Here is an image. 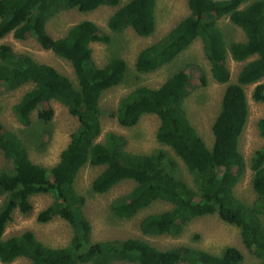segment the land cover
I'll return each instance as SVG.
<instances>
[{
  "label": "trees",
  "instance_id": "trees-1",
  "mask_svg": "<svg viewBox=\"0 0 264 264\" xmlns=\"http://www.w3.org/2000/svg\"><path fill=\"white\" fill-rule=\"evenodd\" d=\"M156 1L127 0L120 4V0H0V38L8 33L16 39L34 37L42 48L68 60L76 79L73 82L52 65L0 43V88L32 84L11 106L15 118L28 125L35 110L41 121L48 122L53 109L45 102L53 99L77 119L58 161L50 168L33 162L20 136L3 131L0 123V149L9 164V169L0 170L1 262L22 256L28 264H244L243 253L234 245L215 254L189 245L161 249L140 237L92 241L91 225L82 209L85 198L74 186L79 169L89 163L104 166L91 182L94 192H104L121 179L135 182L126 194L111 202L114 216L130 218L157 200L171 204L168 209L141 218L139 228L143 233L177 235L193 218L216 213L240 229L245 247L259 259L257 264H264V143L253 151L248 163L253 172L255 200L245 203L234 192L247 166L239 150V138L248 118L244 87L253 85L252 99L264 102V0H186L188 14L135 57L138 72L154 71L200 38L211 77L226 83L211 125L210 147L192 125L183 104L193 77L189 71L179 68L158 87L137 85L119 99L115 109L106 108L100 105L101 94L122 81L126 64L122 58L113 57L102 66L96 65L90 44L107 43L110 37L89 19L73 24L60 37H52L47 31L48 20L62 10L76 8L84 12L108 5L118 6L107 21L112 31L129 26L136 34L148 36L156 27ZM223 16L242 30L244 40L226 43L217 24ZM227 54L244 62L233 82H229L225 65ZM199 82L205 85V77L201 76ZM146 113L158 117L156 140L185 163L193 187L176 175L177 162L167 150L127 151L124 135L113 131L98 139L103 114L114 116L121 126L131 127ZM256 127L264 137V114ZM38 193H51L53 199L37 213V221L46 222L56 215L66 220L72 228L66 245H46L28 229L3 238L13 212H29L30 197Z\"/></svg>",
  "mask_w": 264,
  "mask_h": 264
},
{
  "label": "rangeland",
  "instance_id": "rangeland-1",
  "mask_svg": "<svg viewBox=\"0 0 264 264\" xmlns=\"http://www.w3.org/2000/svg\"><path fill=\"white\" fill-rule=\"evenodd\" d=\"M126 1L120 0V4ZM117 7L101 5L94 10L84 12L76 8L62 10L48 20L47 31L52 37H60L73 24L89 19L94 21L101 31L110 37L107 43L92 42L90 44L92 58L96 65L102 66L113 57L122 58L126 64L127 71L122 81L104 90L101 94L100 105L106 108L115 109L119 99L137 85L158 87L172 72L179 68L186 70V72L189 71L193 77L189 81V93L183 104L192 125L204 139L206 145L210 147L213 142L211 125L219 110L226 83L217 82L211 77L209 62L203 53L200 38H195L173 61L154 71L138 72L134 64L140 49L159 40L182 17L188 14L189 9L186 0H157L155 7L156 27L154 32L148 36L136 34L129 26L119 32L112 31L107 26V21ZM217 24L222 30L227 44L231 41L245 39L242 30L231 23L227 16L219 18ZM0 43H7L15 51L28 53L36 61L52 65L60 73L76 82L70 62L52 51L42 48L34 37L27 36L23 39H16L11 33H8L0 38ZM243 64L244 62L235 61L227 54L225 65L229 70V82L235 81L237 72ZM201 76L206 79L205 85L199 82ZM261 82H264V77ZM31 86V83H27L15 89L0 88V123L3 131L10 130L20 136L25 142L29 157L33 162L50 168L58 161L61 150L66 146L71 133L77 126V119L68 112L63 104L52 99L45 102L46 106L53 109V115L48 122L41 121L35 110L30 115L28 125L18 122L11 111V106ZM252 88L253 85L244 87L248 102V118L239 138V150L247 166L234 187L236 196L248 204L256 198V193L251 186L253 172L248 167L249 158L253 151L264 143V137L260 135L256 127L258 118L264 114V102L252 99ZM158 124V117L151 113L143 114L138 123L131 127L121 126L114 116L103 114L101 116V133L98 139H103L105 132L113 131L124 135V148L127 151L149 153L160 148L167 150L177 162L176 175L190 187H193V177L185 163L168 146L156 140L155 131ZM103 167V165L94 166L86 163L79 169L74 181L76 191L85 198L82 209L91 225L92 241L140 237L161 249L177 245H189L215 254H219L227 245H234L243 253L244 264H257L259 262V259L243 244L240 229L223 221L216 213L193 218L177 235L146 234L139 228V222L144 215L171 207V204L165 201H154L130 218L114 216L110 210L111 202L126 194L135 182L132 179H121L104 192H94L90 187L91 182ZM3 169H9V164L0 149V170ZM52 199L51 193L32 195L30 197L31 210L27 213L15 210L12 218L5 226L3 238L28 229L46 245L52 247L66 245L72 235L71 225L66 220L57 215L46 222H39L36 218L37 213L50 204ZM28 263L29 260L22 256L7 263L0 261V264ZM114 264L133 263L117 261Z\"/></svg>",
  "mask_w": 264,
  "mask_h": 264
}]
</instances>
